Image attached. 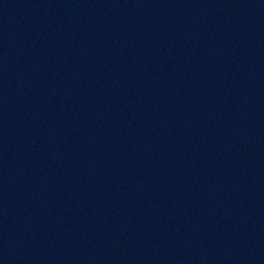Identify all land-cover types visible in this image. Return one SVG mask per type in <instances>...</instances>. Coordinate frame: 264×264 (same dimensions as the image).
Segmentation results:
<instances>
[{
  "label": "water",
  "instance_id": "1",
  "mask_svg": "<svg viewBox=\"0 0 264 264\" xmlns=\"http://www.w3.org/2000/svg\"><path fill=\"white\" fill-rule=\"evenodd\" d=\"M0 264H264V0H0Z\"/></svg>",
  "mask_w": 264,
  "mask_h": 264
}]
</instances>
